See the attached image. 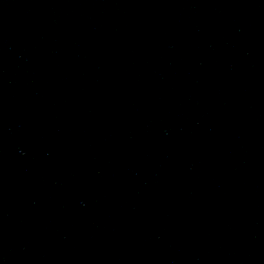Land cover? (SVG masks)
Masks as SVG:
<instances>
[{
  "label": "water",
  "instance_id": "obj_1",
  "mask_svg": "<svg viewBox=\"0 0 264 264\" xmlns=\"http://www.w3.org/2000/svg\"><path fill=\"white\" fill-rule=\"evenodd\" d=\"M117 1L0 0V264H264V0Z\"/></svg>",
  "mask_w": 264,
  "mask_h": 264
}]
</instances>
